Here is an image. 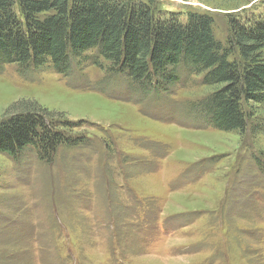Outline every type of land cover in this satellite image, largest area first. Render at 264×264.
I'll return each mask as SVG.
<instances>
[{"label": "rangeland", "instance_id": "obj_1", "mask_svg": "<svg viewBox=\"0 0 264 264\" xmlns=\"http://www.w3.org/2000/svg\"><path fill=\"white\" fill-rule=\"evenodd\" d=\"M157 1L210 14L222 41L227 15L264 18V0ZM94 53L65 72L0 61V121L36 103L87 139L49 162L0 153V264H264V106L253 134L222 131L201 75L145 92Z\"/></svg>", "mask_w": 264, "mask_h": 264}, {"label": "trees", "instance_id": "obj_2", "mask_svg": "<svg viewBox=\"0 0 264 264\" xmlns=\"http://www.w3.org/2000/svg\"><path fill=\"white\" fill-rule=\"evenodd\" d=\"M158 3L0 0V61L24 69L48 64L65 72L72 60L82 62V55L95 50L92 65L105 64L106 71L124 75L142 91L165 93L186 70L211 88L199 103L213 126L253 134L261 120L253 117V103L264 106V18L227 15L222 41L210 14L189 10L183 17ZM46 112L27 102L0 121V153L16 158L29 148L49 162L59 147L87 140L82 132L72 136L71 128L81 124ZM254 158L264 169V161Z\"/></svg>", "mask_w": 264, "mask_h": 264}]
</instances>
